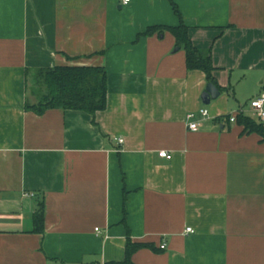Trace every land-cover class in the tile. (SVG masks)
<instances>
[{
	"label": "crops",
	"instance_id": "obj_1",
	"mask_svg": "<svg viewBox=\"0 0 264 264\" xmlns=\"http://www.w3.org/2000/svg\"><path fill=\"white\" fill-rule=\"evenodd\" d=\"M172 1L208 106L173 36L143 35L179 25L169 0H0V264L121 263L128 241L132 264H264V142L229 122L264 124V0ZM62 66L105 71L103 111L26 110Z\"/></svg>",
	"mask_w": 264,
	"mask_h": 264
},
{
	"label": "trees",
	"instance_id": "obj_2",
	"mask_svg": "<svg viewBox=\"0 0 264 264\" xmlns=\"http://www.w3.org/2000/svg\"><path fill=\"white\" fill-rule=\"evenodd\" d=\"M172 11L180 19L177 27H151L143 34L150 36L153 33L162 34L164 30L168 31L175 40L177 48L182 49L185 53V65L188 71L198 70L205 74L206 81L215 85L212 77V64L210 52H203L195 48L187 36V28L182 23L179 11L172 0H169ZM48 84L47 97L38 105H27V111L41 115L47 110L61 109L82 111L89 115H95L97 112L106 108L107 100V77L102 68L92 67H57L47 77ZM235 122L242 126L243 133L257 134L261 141L264 142V124L244 116L242 113L236 115ZM43 222L42 210L34 215L36 225L34 231L40 232ZM144 245L132 244L127 242L125 250V259L121 263L110 264H132V254L143 248Z\"/></svg>",
	"mask_w": 264,
	"mask_h": 264
},
{
	"label": "built area",
	"instance_id": "obj_3",
	"mask_svg": "<svg viewBox=\"0 0 264 264\" xmlns=\"http://www.w3.org/2000/svg\"><path fill=\"white\" fill-rule=\"evenodd\" d=\"M119 1L122 3V5H127L130 2V0H119ZM250 107H251L253 113L263 121L264 120V94L260 95L259 97L255 98L254 100H252L250 102ZM199 114L203 120L209 119V114H208L207 110L202 109L199 111ZM193 118H194V115L191 113L186 116L187 129L189 131L194 132V131H197L199 123L194 121ZM235 119H236V116H230L229 122L235 123ZM117 142L120 143L121 141L117 140ZM158 156L160 158L170 159V155L167 154V152H165V151L159 152ZM95 231H98V230L95 229ZM185 232L191 233L192 230L190 228H186ZM163 248H164V246H160V249H163Z\"/></svg>",
	"mask_w": 264,
	"mask_h": 264
},
{
	"label": "water",
	"instance_id": "obj_4",
	"mask_svg": "<svg viewBox=\"0 0 264 264\" xmlns=\"http://www.w3.org/2000/svg\"><path fill=\"white\" fill-rule=\"evenodd\" d=\"M178 50V48H176ZM220 95L219 90L213 84H207L200 97L202 105L208 106L211 101L216 100Z\"/></svg>",
	"mask_w": 264,
	"mask_h": 264
},
{
	"label": "rangeland",
	"instance_id": "obj_5",
	"mask_svg": "<svg viewBox=\"0 0 264 264\" xmlns=\"http://www.w3.org/2000/svg\"><path fill=\"white\" fill-rule=\"evenodd\" d=\"M205 108H208V107H205Z\"/></svg>",
	"mask_w": 264,
	"mask_h": 264
}]
</instances>
